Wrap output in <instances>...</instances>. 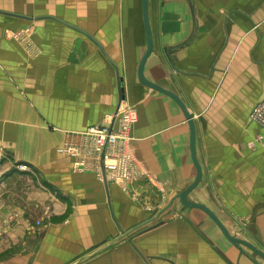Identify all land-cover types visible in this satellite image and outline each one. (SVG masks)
I'll list each match as a JSON object with an SVG mask.
<instances>
[{"label":"crops","instance_id":"1","mask_svg":"<svg viewBox=\"0 0 264 264\" xmlns=\"http://www.w3.org/2000/svg\"><path fill=\"white\" fill-rule=\"evenodd\" d=\"M148 15L144 77L195 127L203 176L187 199L264 254V150L248 146L264 0H149ZM145 49L141 0H0V264H264L175 200L196 177L190 131L139 82ZM121 101L137 110L131 152L146 173L126 192L59 153Z\"/></svg>","mask_w":264,"mask_h":264},{"label":"built area","instance_id":"2","mask_svg":"<svg viewBox=\"0 0 264 264\" xmlns=\"http://www.w3.org/2000/svg\"><path fill=\"white\" fill-rule=\"evenodd\" d=\"M137 121L136 108L121 101L100 126L75 135L59 149V153L73 159L74 172H92L99 181L126 192L129 186L146 177L131 152ZM249 121L259 129V134L248 142V146L264 149V100L252 109ZM20 169L26 168L20 166Z\"/></svg>","mask_w":264,"mask_h":264},{"label":"water","instance_id":"3","mask_svg":"<svg viewBox=\"0 0 264 264\" xmlns=\"http://www.w3.org/2000/svg\"><path fill=\"white\" fill-rule=\"evenodd\" d=\"M141 6H142V20H143V25H144V30H145V38H146V49L145 52L139 62L138 65V70H137V75L139 82L146 88L153 89L154 91L167 96L171 100H173L179 109L182 112V115L184 116L188 126H189V131H190V143H189V148H190V155L191 159L193 162V165L196 169V177L195 180L192 182V184L186 188L180 195H177L175 200H179L180 203L189 209H196L201 212H203L221 231L225 239L232 244L234 247L242 250V248H247L251 250L254 254H256L258 257H260L262 260H264V254L260 252L257 248H255L253 245L237 238L234 235H231L228 230L223 226V224L219 221V219L214 215V213L207 207L189 202L188 201V196L199 186L201 180H202V170L201 167L197 161L196 158V149H195V142H196V133H195V127L194 123L192 120V117L190 116L187 108L181 101L179 97H177L175 94L168 92L166 90H163L159 86L155 85L152 82H149L145 77H144V67L146 62L148 61L149 57L152 54L153 50V38H152V32H151V27H150V22H149V15H148V7H149V0H141ZM172 204V203H171Z\"/></svg>","mask_w":264,"mask_h":264},{"label":"rangeland","instance_id":"4","mask_svg":"<svg viewBox=\"0 0 264 264\" xmlns=\"http://www.w3.org/2000/svg\"><path fill=\"white\" fill-rule=\"evenodd\" d=\"M258 148V147H257ZM261 149V148H260ZM264 150V149H263Z\"/></svg>","mask_w":264,"mask_h":264}]
</instances>
